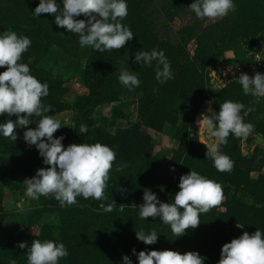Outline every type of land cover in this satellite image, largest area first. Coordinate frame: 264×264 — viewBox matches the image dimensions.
Instances as JSON below:
<instances>
[{
	"label": "trees",
	"instance_id": "trees-1",
	"mask_svg": "<svg viewBox=\"0 0 264 264\" xmlns=\"http://www.w3.org/2000/svg\"><path fill=\"white\" fill-rule=\"evenodd\" d=\"M192 2L193 0H127L128 15L122 23L130 26L135 36L122 49L100 52L89 47L83 70L84 82L89 92L87 97L72 105L61 100L58 90L62 89V84L44 71L40 63L47 57L52 46L69 52L79 36L57 26L54 14L42 13L40 17H33L32 12L39 0H0V32L12 30L31 39L32 44L22 55L21 62L29 64L31 73L42 83H48L49 94L42 98V103L51 105L52 109L58 112L72 107L78 111L85 109L84 120H87L89 111L97 105L117 101L125 90L133 91L119 81L121 73L118 74L116 68L120 61L124 59L126 72L139 75L141 83L135 88L143 92L138 106L139 122L113 134L93 125L87 126V132L83 133L86 143L100 142L113 148L116 152L113 164L123 161L132 166L144 160V168L152 170L150 160L153 142L148 128L162 132L166 124L174 121L175 107L183 109L182 127L177 134L179 144L173 149L165 175L159 181L155 183L146 176L143 167H128L109 175L105 189L108 200L79 196L77 204L61 206L55 197L41 196L38 200L34 199L35 206L50 212H60V224L63 226L61 234L56 237L50 232L42 231L32 238L28 235L18 236L21 232H15L19 238L13 237L7 248L0 253V264H10L12 259H15L16 264H28L27 248H19L18 243L23 241L30 245L33 239L63 242L69 255L62 258L59 264H120L124 255H128L133 264H138L137 257L132 253L133 248L137 251H198L204 257V264H217L222 245L219 246L216 238L222 232V224H240L249 234L256 229L264 231V216L252 215L238 204L231 205L225 212H219L214 207L215 210L212 208L207 213H201L199 226L186 229L185 234L180 237H175L170 225L163 223L159 217L144 220L139 216L138 207L144 203L145 189L156 193L160 201L171 203L175 193L179 191L180 176L189 173L191 169L213 180L219 175L220 183H224L226 177L238 178V157L228 155L234 162L232 171H218L211 158L206 156L207 151L193 148L190 129L194 114L206 97V57L210 56L212 49L219 43L234 39V34L240 31L242 19L246 18L253 25L260 26L254 20L257 4L255 0H234L235 12H229L227 16L205 26V18L203 21H194L182 31L175 32L171 22L178 12L190 8ZM79 17L86 19L83 15ZM191 41L196 44L193 54L188 49ZM141 49L163 50L171 62L174 79L161 84L155 76L156 61H153L152 67L136 63L134 54ZM4 70L0 67V71ZM28 118L31 121L39 119L34 115ZM9 119L15 121L17 116L7 113L0 116V122ZM3 143L0 135L1 186L13 182L15 173L14 156L11 154L12 156L6 157L2 154ZM231 149L229 146V151ZM247 177L245 175V179ZM121 182L127 189L123 194L117 191ZM230 183L235 182L230 180ZM111 199L117 206L114 211L105 212L100 204L107 205ZM121 207L124 209L122 212ZM153 229L158 233L157 243L146 245L137 239L136 231L150 233ZM215 245L219 246L218 250L214 248Z\"/></svg>",
	"mask_w": 264,
	"mask_h": 264
},
{
	"label": "clouds",
	"instance_id": "clouds-1",
	"mask_svg": "<svg viewBox=\"0 0 264 264\" xmlns=\"http://www.w3.org/2000/svg\"><path fill=\"white\" fill-rule=\"evenodd\" d=\"M189 7L199 19L222 18L236 11L234 0H193ZM42 13L54 14L55 24L77 34L82 47L91 46L100 52L122 49L135 36L130 26L122 23L128 15L127 0H39L32 15L40 17ZM81 15L86 19L76 18ZM31 44L28 36L12 30L0 32V67L5 69L0 71V116L5 113L17 116L15 121L0 122V135L15 142L18 138L15 129L32 123L28 117H39L34 121L36 127L26 128L23 138L38 149L43 163L49 165L38 168L34 176L24 180L26 195L37 200L41 196H54L61 206L77 204L79 196L108 200L105 189L116 152L100 142L72 143L65 147L62 143L64 136H54L63 124L54 115H49L52 106L42 103V98L49 94V85L31 73L29 64L21 62L22 55ZM134 56L135 62L141 66L152 67L156 61L155 76L161 84L174 79L171 62L163 50L141 49ZM119 81L129 90H134L141 83L139 75L133 72H122ZM237 81L246 95L258 98L257 102L264 97V73L257 72L253 76L241 73ZM243 108L239 102L226 100L219 106V111L209 107V114H201V120L212 137L218 138L221 144H227L230 134L246 137L254 130L253 124L244 122ZM87 130V125L82 124L80 133ZM206 156L213 160L220 172H230L234 167L231 158L221 153L215 144L207 148ZM178 187L179 191L171 203L160 201L156 193L145 189L144 203L138 207L141 219L159 217L170 225L175 237L184 235L186 229L198 227L200 214L207 213L224 200L222 185L194 169L180 176ZM116 206L113 199L107 205L100 204L105 212L114 211ZM123 210L121 207L120 211ZM136 237L146 245L158 241L155 229L150 233L136 231ZM18 247L27 248L28 264H59L69 255L63 242L50 239H33L30 245L21 241ZM132 253L138 264H204V257L198 251H137L133 248ZM10 264H16L15 259ZM120 264H133V261L124 255ZM217 264H264V231L256 229L252 234L244 231L239 237L224 243Z\"/></svg>",
	"mask_w": 264,
	"mask_h": 264
},
{
	"label": "rangeland",
	"instance_id": "rangeland-1",
	"mask_svg": "<svg viewBox=\"0 0 264 264\" xmlns=\"http://www.w3.org/2000/svg\"><path fill=\"white\" fill-rule=\"evenodd\" d=\"M255 2L257 11L254 20L261 27L253 25L246 18L242 19L239 24L240 31L234 34V39L219 43L204 61L207 65V92L194 114L190 137L195 149L205 152L208 147L215 144L221 153L232 158L238 157L236 165L239 171L238 178L226 177V181L220 183L219 175L214 177L215 181L222 185L224 193L223 202L215 208L219 212H225L231 205L238 204L252 215L264 216V97H260L257 102V97L244 93L242 86L237 81L238 75L232 76L223 73V68L226 66L249 64L253 59V52L260 51L264 56V0H255ZM77 19L83 18L78 17ZM218 19L220 18H205L203 24L205 26ZM197 20L203 21V19L197 18L190 8H186L178 12L171 22V26L175 32H180ZM195 46L194 41L189 43L188 49L191 54L194 53ZM89 47H82L79 44V38L69 52L52 46L47 57L40 63V67L44 71L62 84V89L58 90L61 100L72 105L87 97L89 92L83 78ZM116 70L118 74L126 72L124 59L120 61ZM142 96L143 92L139 89L125 90L117 101L102 103L90 110L87 120H84L85 109L78 111L72 107L61 112L52 109L49 115H54L63 124L54 133V136L63 135L62 143L67 147L72 143H86V137L80 133L82 124L105 128L112 134L116 133L119 129L139 122L138 106ZM226 100L244 105L241 115L245 123L254 125V130L246 137L229 135L228 143L221 144L218 138L210 135L201 120V114H209L207 112L209 107L218 111L219 106ZM173 114L174 121L166 124L162 132L148 128L153 142V155L150 160L152 170L148 171L144 168L146 162L144 160L132 166L126 162L118 161L113 164L109 175L128 167L132 169L143 167L146 176L152 178L155 183L159 181L165 175L166 167L173 155V149L179 144L177 134L182 127L183 109L176 106ZM35 127L34 121L27 126L17 127L15 131L18 138L15 142L2 136L4 143L1 145V152L6 157L14 156L15 173L13 182L2 186L0 184V253L7 248L13 237L28 235L34 238L42 231L50 232L52 236L58 237L63 230L59 211L50 212L37 207L34 205V199L26 195L24 180L34 176L38 168L49 167L43 163L38 149L34 145L27 144L23 138L26 128ZM229 146L232 147L231 151H229ZM245 175L248 176L246 179ZM230 180L235 183H230ZM121 189L123 192L127 190L123 182L119 184L117 191L121 192ZM56 207L58 206L56 205ZM215 208L213 209L215 210ZM238 225L241 226L237 223L222 224V232L216 238L219 246L230 242L232 238L239 237L245 231L244 228H241L242 226ZM15 232H21V234L16 236ZM218 247L214 246L215 249Z\"/></svg>",
	"mask_w": 264,
	"mask_h": 264
},
{
	"label": "built area",
	"instance_id": "built-area-1",
	"mask_svg": "<svg viewBox=\"0 0 264 264\" xmlns=\"http://www.w3.org/2000/svg\"><path fill=\"white\" fill-rule=\"evenodd\" d=\"M253 59L249 64H236L232 66L224 67V74H231L232 76L238 75L240 76L241 73H246L249 76L255 75V73L264 70V56L260 51L253 52L252 55Z\"/></svg>",
	"mask_w": 264,
	"mask_h": 264
}]
</instances>
